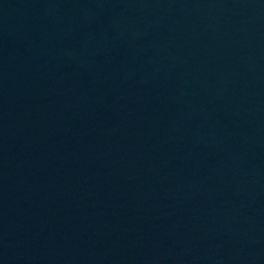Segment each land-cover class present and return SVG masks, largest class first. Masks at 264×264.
I'll list each match as a JSON object with an SVG mask.
<instances>
[{
  "label": "water",
  "instance_id": "water-1",
  "mask_svg": "<svg viewBox=\"0 0 264 264\" xmlns=\"http://www.w3.org/2000/svg\"><path fill=\"white\" fill-rule=\"evenodd\" d=\"M264 103V0H220Z\"/></svg>",
  "mask_w": 264,
  "mask_h": 264
}]
</instances>
